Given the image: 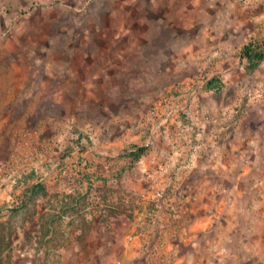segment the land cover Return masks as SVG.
I'll list each match as a JSON object with an SVG mask.
<instances>
[{"label":"rangeland","instance_id":"374dc122","mask_svg":"<svg viewBox=\"0 0 264 264\" xmlns=\"http://www.w3.org/2000/svg\"><path fill=\"white\" fill-rule=\"evenodd\" d=\"M242 8L229 9V0H0V161L14 153L29 169L11 192L23 202L0 210V264H70L67 255L76 264H264V99L250 102L229 136L198 162L182 217L165 228L155 258L124 241L122 213L102 234L76 197L58 198L52 169L73 130L93 146L84 155L97 173L105 155L112 157L106 177H127V151L152 150L136 122L172 84L193 76L202 56L212 58L224 85L205 97L208 105H230L254 91L264 66L247 74L229 52V10L239 16L233 39L240 44L263 37L256 17L264 7ZM26 131L39 137L18 144Z\"/></svg>","mask_w":264,"mask_h":264},{"label":"built area","instance_id":"2783aa9c","mask_svg":"<svg viewBox=\"0 0 264 264\" xmlns=\"http://www.w3.org/2000/svg\"><path fill=\"white\" fill-rule=\"evenodd\" d=\"M241 5L246 9L257 5L264 7V0H241ZM213 76L212 58L200 57L196 73L172 84L138 119L135 129L147 135L146 145L152 150L132 160L133 166L124 179L117 173L106 177L112 157L105 155H99L101 169L97 173L95 163L84 155L93 146L84 136L68 131L69 149L52 167L57 169L54 181L61 188L60 192L56 191L57 197L64 201H70L67 195L76 197L83 203L80 207L82 215L102 234L108 233L116 215L122 213L129 222L124 241L138 242L147 258H155L157 246L165 239L163 233L182 217L187 199L186 181L198 162L210 156L229 136L236 125V117L243 114L250 102L264 99L263 82L254 91H245L233 104L215 102L208 105L205 97L210 91L205 85ZM38 134L37 131H26L18 144L23 142L28 146L33 137H39ZM57 148L60 150L61 145ZM32 153L42 155L38 149ZM14 156L11 153L10 159L0 161V210L11 203L19 205L23 202L11 192L22 187L29 169ZM47 175L38 181L43 182ZM104 187L108 188L107 195L101 189Z\"/></svg>","mask_w":264,"mask_h":264},{"label":"trees","instance_id":"16d2710c","mask_svg":"<svg viewBox=\"0 0 264 264\" xmlns=\"http://www.w3.org/2000/svg\"><path fill=\"white\" fill-rule=\"evenodd\" d=\"M239 57L244 71L247 74L254 73L264 61V38L248 41L240 50ZM224 85L218 75H214L205 85L207 91L221 92ZM137 147V146H136ZM144 147H137L136 150L128 153L132 160H137L145 151ZM41 182L34 183L31 190L36 192L42 190Z\"/></svg>","mask_w":264,"mask_h":264},{"label":"crops","instance_id":"0c3cea01","mask_svg":"<svg viewBox=\"0 0 264 264\" xmlns=\"http://www.w3.org/2000/svg\"><path fill=\"white\" fill-rule=\"evenodd\" d=\"M188 1V0H187ZM177 2H182V3H185L186 2V0H177ZM236 3H240L241 4V0H229V9H231L232 8V6L233 5H235ZM242 6V5H241ZM243 10H246V8H242ZM239 16H238V14H236V13H233L232 11H230L229 10V22H230V24H229V26H231V29H229V52H237L238 53V55H237V64H239V67H241V68H243V66H242V64H241V60H240V57H239V52H240V50H241V48L248 42V41H250V40H252L251 38H249V39H246L245 41H242L240 44H235V41H234V39H233V37H234V31H235V29H237L240 25H239V23H238V18ZM148 18V17H147ZM146 18V19H147ZM254 18V17H253ZM259 21H260V24H259V28H257L258 30H260L261 31V34L263 35V37H261V38H264V13H262L261 14V16H259V17H256ZM243 24L244 23H241V26H242V28H245V29H247L248 30V23H246L245 22V26L243 27ZM147 25V24H146ZM236 26V27H235ZM260 38V39H261ZM218 44H220V43H217V44H215V45H218ZM224 45L225 46H228V43H224ZM218 51H221V49L220 50H218ZM217 56H219L218 54H217ZM229 61H230V56H229ZM231 65V63H229V69H231L232 67H234L233 65L232 66H230ZM235 65V64H234ZM263 66H264V62L263 63H261V65L259 66V68H258V70H257V72L258 71H261L262 70V68H263ZM256 73V72H255ZM255 73H253V74H255ZM253 74H251V75H253ZM25 181H29V179H27V180H25ZM24 205V204H23ZM46 209V208H45ZM44 209V210H45ZM57 256V255H56ZM55 256V258H57ZM75 257H73V256H71V257H68V255L65 257V259L66 260H70L69 262H70V264H76V262H75V259H74ZM24 260H26V258H23V260L22 261H24ZM54 260V259H53ZM24 264H25V262H23Z\"/></svg>","mask_w":264,"mask_h":264}]
</instances>
